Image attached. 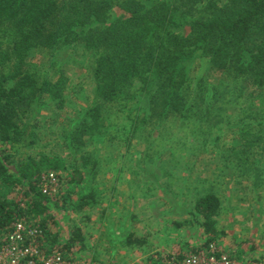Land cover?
I'll list each match as a JSON object with an SVG mask.
<instances>
[{
	"label": "trees",
	"instance_id": "1",
	"mask_svg": "<svg viewBox=\"0 0 264 264\" xmlns=\"http://www.w3.org/2000/svg\"><path fill=\"white\" fill-rule=\"evenodd\" d=\"M72 48L89 57L86 69L92 76L87 79L95 98L92 104L82 108L72 139L80 140L85 133L90 138L97 137L110 115L111 103L116 102L120 110L137 93L140 94L137 98L139 122L134 123L130 133L122 132L119 140L123 143L130 144L132 135L153 118L162 122L172 117L190 132L198 133L203 125L201 120L205 119L203 104L216 98L219 90L223 97L231 81L241 91L253 86L264 93V0H0V144L21 141L20 125L24 124L35 101H40V95L46 101L63 96L68 77L51 59L54 54ZM38 53L48 56V65L31 70L25 60ZM196 56L204 61V71H211L217 79L219 88L208 87L211 83L207 75L194 77L187 73L188 62ZM53 76H58L54 82L50 78ZM137 80L140 90L134 86ZM259 99L257 113L253 110L241 113L245 115L242 119L250 117L259 121L261 135L255 137L258 144L243 145L242 154H235V160L226 166L227 175L241 184L248 177L254 183L264 179V169L259 165L264 159V95ZM194 104L195 110L201 111L199 119L193 121ZM196 123L200 124L197 128ZM6 161L7 157L3 159ZM59 165L52 158H44L40 163H18V178L14 180L17 185L25 182L28 189L18 202L7 201L0 192V249L13 223L21 221L40 233L37 242L43 252L59 251L76 259L85 250L80 228L67 240L60 241L46 219L39 218L46 209L42 203L52 206L54 196L65 202L73 195L80 201L94 200V186L84 196L81 190H69L85 180L78 167L59 179L57 195L42 194L38 188L42 173L58 171ZM0 178L2 185H9L10 175L2 161ZM244 190L247 188H239ZM89 204L98 203L90 201ZM86 206L75 211L79 213ZM223 209L213 194L196 200L192 220L185 224L202 229L204 243L192 247L189 253L212 245L238 262L240 255L235 253L236 248L223 250L217 242L218 238L225 242L221 238L225 234L216 228V219ZM182 226L178 224L177 230ZM131 237L132 233L125 237L126 245L142 243ZM186 255L177 253L175 258L181 262ZM170 257V254L159 255L153 261L168 264Z\"/></svg>",
	"mask_w": 264,
	"mask_h": 264
},
{
	"label": "rangeland",
	"instance_id": "2",
	"mask_svg": "<svg viewBox=\"0 0 264 264\" xmlns=\"http://www.w3.org/2000/svg\"><path fill=\"white\" fill-rule=\"evenodd\" d=\"M176 31L180 32L179 29ZM47 58L39 53L38 56L31 54L25 63L31 70H37L40 65H48ZM88 59L81 50L74 48L54 54L51 61L58 63L68 77L63 96L54 101H46L40 95V101H35L24 124L20 125L21 141L0 144V161L7 175H10L9 185L6 186L2 185L0 178V192L7 197V201H20L22 193L28 189L25 182L17 185L15 181L18 178V163H40L44 158L57 159L61 163L58 171H45L41 177L54 175L59 189V179L69 176L78 167L84 173L85 180L77 188L71 186L69 190H81L84 196L88 188L94 186V200L80 201L73 195L72 199L65 202L54 196L52 206L42 203V208L44 206L46 209L39 218L46 219L51 232L60 241L67 240L75 229L80 228L86 248L76 259L85 264H154L153 260L157 257L148 258L151 256L146 254L143 243L152 240L148 247L154 252L152 248L160 239L162 242L171 234L168 226L173 223L171 220L178 219L184 223L174 236L178 240L174 250L172 246L168 248L166 245L172 251L168 254H187L192 247L204 243V234L198 228L194 229V224L185 223L186 220H192L190 211L194 212L196 200L206 194H213L224 208L216 219L217 230L225 234L221 237L225 238V242H220V238L217 240L222 249L236 248L235 253L240 255L238 262L255 259L264 262L263 254L258 256L256 253L264 250V244L253 241L256 229L259 233L264 229L259 224L264 223V179L254 183L255 180L248 177L241 184L227 175V164L235 160V154H242L243 145L258 144L255 137L261 135L259 121L250 117L242 119L245 116L242 114L250 110L257 113L259 96L264 93L253 86L241 91L239 85L231 81L223 97L219 90L216 98H211L207 105L203 104L205 119L201 120L203 125L198 133L190 132L172 117L162 122L153 118L139 132L136 131L129 139L130 144H127L119 138L126 130L127 134L130 133L134 123L139 122L137 105L140 100L137 98L140 94L137 93L120 110L116 102L111 103L110 115L97 137L90 138L85 133L80 140L72 139L82 108L92 104V100L95 101L93 88L88 85V79L92 76L86 69ZM188 64L187 73L194 77L207 75L211 83L208 87L219 88L217 79L210 74L211 71H204L205 63L198 56ZM57 77H50L51 81H56ZM139 85L137 80L134 86L139 89ZM195 109L194 104L193 121L199 119L201 111ZM199 125L196 123L195 127ZM259 156L260 150L257 154ZM6 157L7 161L3 162ZM259 165L264 169V159L260 160ZM90 169L93 172L87 174ZM239 185L247 190L239 191ZM38 188L42 192L40 183ZM90 201L98 204L90 205ZM117 204L119 211H116ZM80 206L86 207L78 213L75 209ZM123 215L126 219H123ZM135 216L137 219L133 220ZM138 219L141 220L139 224L136 223ZM159 225L164 228L155 234L156 239L153 240L154 227L159 229ZM127 228L131 230V240L137 238L142 243L124 247L123 239L111 245V237L114 238L116 234L122 239L124 235L120 232H125ZM241 234H244L245 240H241ZM192 236L197 238L192 241Z\"/></svg>",
	"mask_w": 264,
	"mask_h": 264
},
{
	"label": "built area",
	"instance_id": "3",
	"mask_svg": "<svg viewBox=\"0 0 264 264\" xmlns=\"http://www.w3.org/2000/svg\"><path fill=\"white\" fill-rule=\"evenodd\" d=\"M42 192L49 196L60 192L59 183L52 174L41 177ZM59 190V191H58ZM39 232L23 222L13 223L12 231L6 243L0 249V264H85L71 259L59 251L43 252L37 242ZM168 264H262L259 259L245 263L235 262L216 247L200 248L197 253H187L184 260L178 262L172 254Z\"/></svg>",
	"mask_w": 264,
	"mask_h": 264
},
{
	"label": "crops",
	"instance_id": "4",
	"mask_svg": "<svg viewBox=\"0 0 264 264\" xmlns=\"http://www.w3.org/2000/svg\"><path fill=\"white\" fill-rule=\"evenodd\" d=\"M126 203H128V205H130V203H129V201H128V199H126ZM118 204H120V201L118 202ZM117 204V208H116V211H119V205ZM123 206H127V204H123ZM121 209V208H120ZM115 211V213H118V212H116ZM194 213L192 210L190 211V213ZM167 215H172L171 213H167ZM137 216H135V218H133V220H136L137 218H136ZM122 219V218H121ZM123 219H126L125 218V215H123ZM139 220V219H138ZM166 220V219H165ZM161 220H159V222H160ZM190 220H186V222H189ZM171 222H173V223H170L168 226L171 228V234H168V237L165 239V240H163L162 242H161V239H160V242L158 243V244H156L155 245V247L154 248H152L153 250H154V252L152 251V250H150V248L148 247V244L152 241V240H150V241H147V243H143V245L145 244V248H144V250H145V252H146V254L148 255V256H151V257H148V258H156V257H159V255L161 256V257H167V254L168 253H170V252H172L173 250H174V246H175V242H178V240L177 239H175V234H178L177 233V228H176V226L178 225V224H183L184 223V221H178V219H174V220H171ZM137 224H139V223H141V220H139V221H137L136 222ZM238 223V222H237ZM260 224V226L261 227H263L264 226V223L263 222H261V223H259ZM165 225H167V224H164V226ZM192 225V224H191ZM164 226L163 227H161V225H159V229L155 226L154 227V233H153V240H155L156 239V236H155V234L156 233H158V232H161V230L164 228ZM108 227H110V226H108ZM193 228L195 229V227L193 226ZM200 230V233L203 235V232H202V230L201 229H199ZM239 232V231H238ZM120 233H123L122 235H124V236H122V239H120V238H118V236L115 234V237L113 238V237H111L112 238V240H111V245H114L115 243H117L119 240H123V239H125V237L126 236H128L130 233H131V230L130 229H126L125 230V232H120ZM160 235L162 236V234L160 233ZM165 237V236H164ZM178 237V236H177ZM176 237V238H177ZM239 237L241 238V240H245L244 239V234H241V235H239ZM197 237H195V239H196ZM194 239V236H192L191 238H190V240H192V241H194L195 240ZM176 240V241H175ZM144 241H146L145 239H144ZM253 241H254V243H257V244H264V229L262 230V231H260V233H259V231H258V229H256V233H255V235H254V237H253ZM189 242V241H188ZM249 243V242H248ZM187 244V243H186ZM243 244H245V243H243ZM166 245H167V247L169 248L170 246H172V251H170V250H168L167 248H166ZM124 247H127L126 246V244H124L123 245ZM137 247V246H136ZM137 248H139V247H137ZM131 249H135V248H131ZM262 252H264V250L263 251H260V252H256V253H258V256H260L261 254H263V256H264V253H262ZM261 261V263L262 264H264V262L262 261V260H260Z\"/></svg>",
	"mask_w": 264,
	"mask_h": 264
}]
</instances>
